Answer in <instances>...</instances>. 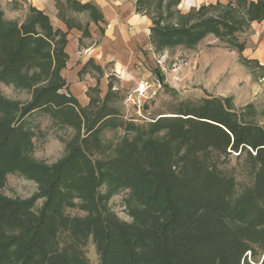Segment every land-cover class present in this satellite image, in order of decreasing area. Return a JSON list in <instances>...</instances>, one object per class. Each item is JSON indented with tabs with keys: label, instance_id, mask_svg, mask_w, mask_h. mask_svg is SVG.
Wrapping results in <instances>:
<instances>
[{
	"label": "trees",
	"instance_id": "trees-1",
	"mask_svg": "<svg viewBox=\"0 0 264 264\" xmlns=\"http://www.w3.org/2000/svg\"><path fill=\"white\" fill-rule=\"evenodd\" d=\"M179 1L135 0V12L152 22L149 38L154 48H191L212 34L235 48L241 63L264 67L243 56L245 43L236 40L251 22L264 19V0L209 3L186 14L176 10L182 21L169 27L149 14L152 6L158 12L164 3L169 19L178 20L170 8ZM66 2L104 22L93 3ZM32 9L36 15L20 25L0 12V82L20 75L26 85H39L30 101L15 110L14 119L0 122V185L7 174L19 172L38 183L43 201L33 213L37 195L27 200L0 195V264H87L78 252L70 253L58 243L68 224L64 208L75 199L87 215L75 222L74 232L92 236L99 264H250L247 252L254 256L256 248L264 250V128L242 121L225 98L182 106L155 122L150 135L137 131L118 143L107 158L91 160L84 150L97 129L88 125L81 142L73 138L65 156L51 166L27 159L33 134L24 124L26 115L40 110L59 121H78V102L62 91L66 83L59 74L68 59L66 32L51 28L45 23L47 15ZM157 75L164 86L163 76ZM14 107L0 94V110ZM101 113L99 124L111 115L103 109ZM231 153L244 154L253 169L252 187L235 198L234 180L220 168ZM119 188L130 189L135 204L129 222L108 205Z\"/></svg>",
	"mask_w": 264,
	"mask_h": 264
},
{
	"label": "rangeland",
	"instance_id": "rangeland-1",
	"mask_svg": "<svg viewBox=\"0 0 264 264\" xmlns=\"http://www.w3.org/2000/svg\"><path fill=\"white\" fill-rule=\"evenodd\" d=\"M230 1L235 3L237 0ZM198 3L199 6L205 5L203 0H180L170 9L176 15V10L179 14H186L191 8L197 9ZM93 4L101 11L104 22L101 19L93 20L88 10H74L66 0H30V3L27 0H9L3 6L0 4V12L7 21L17 25L27 22L36 15L34 8L47 15L45 23H49L51 28L66 32L67 42L74 35L77 36V43L73 42L71 58L68 57L59 74L66 83L62 91L74 96L78 102L79 106L75 110V120L78 121H59L40 110L26 115L23 118L24 124L33 134L26 150L27 159L51 166L65 156L75 138L76 142H81V137L87 134L85 130L88 125L97 129L88 136L84 150L91 160L107 158L112 155L118 143L132 138L137 131H143L148 136L151 134V126L161 118L173 116L182 106L195 105L203 98L210 97L225 98L228 107L241 116L242 121L264 128V67L259 69L241 63L238 51L231 48L227 41L212 34L191 48L180 44L164 47L158 45L154 48L148 35L152 22L146 15L135 12V0H108L106 15L97 4ZM167 12L169 7L166 8L163 3L160 11L156 12L152 6L149 14H153L154 18L166 16L161 21L159 18L160 26L169 27L182 21L178 15V20L169 19ZM131 16L145 27L137 31ZM110 22L114 27L108 26ZM255 22L238 32L236 40L245 43L243 56L264 65L250 49L253 44L251 37L255 36L259 40L264 35ZM146 39L148 46L145 45ZM148 52L152 53L150 59ZM142 54L144 62L139 58L143 64L141 68L142 64L135 60V56ZM126 69L136 72L146 70L150 73V84L141 80L136 82L129 76L122 82L117 75L123 78L121 70ZM157 74L163 76L164 86L159 83ZM38 86L26 85L20 75L13 81L0 82L1 96L15 105L13 111L0 110V122L14 119L18 113L15 110L30 101ZM139 86L140 90L145 89L143 93H139ZM102 109L111 115L99 124ZM220 168L234 180L233 198L252 187L253 169L244 154L231 153L222 159ZM37 192L38 183L19 172L7 174L0 185V195L14 200H27L36 196ZM42 201L43 198L38 196L33 201L31 212L37 213ZM108 205L118 218L131 221L128 214L135 204L130 198V189L119 188L114 191ZM64 214L68 224L58 235L59 246L70 253L78 252L87 264H99L92 236L83 230L75 233L73 229L75 222L77 224L80 219L83 220L87 212L75 199L73 205L64 208ZM263 257L264 250L256 248L254 256L247 252L246 261L259 264ZM7 264L17 263L11 260Z\"/></svg>",
	"mask_w": 264,
	"mask_h": 264
},
{
	"label": "crops",
	"instance_id": "crops-1",
	"mask_svg": "<svg viewBox=\"0 0 264 264\" xmlns=\"http://www.w3.org/2000/svg\"><path fill=\"white\" fill-rule=\"evenodd\" d=\"M9 0H0V4L3 6L5 3H7ZM29 3H30V0H27ZM77 1H80L81 3L82 2H92V3H95V4H97V6H99L102 10H103V13L106 15V12H105V7H106V3H107V1L108 0H77ZM203 1H205V4H208V3H215V2H220V3H222V4H225L228 0H203ZM32 3V2H31ZM122 5V4H121ZM131 6V5H130ZM197 6H199V3L197 4ZM120 7V6H119ZM119 7H117V8H119ZM131 8H133V6H131ZM109 18V17H108ZM111 19V18H110ZM110 19H107V20H109L110 21ZM130 19H134L132 16L130 17ZM129 21H131V20H129ZM134 22H135V27L137 28V31L138 30H140V29H143L144 27H145V25L144 24H140V23H138V21L137 20H133ZM111 23V22H110ZM254 24V23H253ZM255 24H257V25H259L260 27H261V29H262V32L264 33V20L262 21V22H260V23H256L255 22ZM59 25V24H58ZM111 25V26H110ZM60 27H61V25H59ZM108 26H110V27H114V25H112V23L111 24H109ZM151 26V25H150ZM150 26H149V28H150ZM135 28V29H136ZM111 30H112V28H111ZM110 30V31H111ZM150 31V30H149ZM107 33V32H106ZM149 35V34H148ZM255 37V36H254ZM253 36L251 37V40H252V42H253V44H252V46L250 47V49H251V51L253 50V53H256L257 54V56L259 57V59H260V61L262 62V63H264V35H262L261 36V39H257V38H254ZM147 38H148V36H147ZM73 42H75V43H77V36L76 35H74V37H73V39H71V40H68V42H67V45H66V47H65V51L67 52V54H68V57H70L71 58V55H72V51H73ZM146 46H148V41H147V39H146ZM257 42V43H256ZM256 44V45H255ZM76 45V44H75ZM145 46V47H146ZM142 49H144V46L142 47ZM151 49V48H150ZM247 49H249V48H247ZM152 50V49H151ZM196 52V51H195ZM197 53V52H196ZM151 55H152V53L151 52H148V57H149V59H150V57H151ZM214 55H216V52H214ZM139 58L141 59V60H143V62H144V58H143V54H142V56H138V57H136L135 56V60H137L138 61V63L141 65L142 64V61L141 60H139ZM213 59H215L214 57H213ZM145 64H146V61H145ZM143 67V64L141 65V68ZM212 68H214L213 66H211ZM140 69V68H139ZM122 71V73H123V78H122V76H118L117 75V77H119L120 79H121V81L123 82V79H125V77L127 78V76H129V77H131L133 80H135L136 82H138V81H140L141 80V82H143V81H147L149 84H150V82H151V79H149V77H148V75L150 74L149 72H147L146 70H145V72H136V71H131V69H126V70H121Z\"/></svg>",
	"mask_w": 264,
	"mask_h": 264
},
{
	"label": "built area",
	"instance_id": "built-area-1",
	"mask_svg": "<svg viewBox=\"0 0 264 264\" xmlns=\"http://www.w3.org/2000/svg\"><path fill=\"white\" fill-rule=\"evenodd\" d=\"M144 90H145V89L140 90V86H139V88H138L139 93H143Z\"/></svg>",
	"mask_w": 264,
	"mask_h": 264
}]
</instances>
